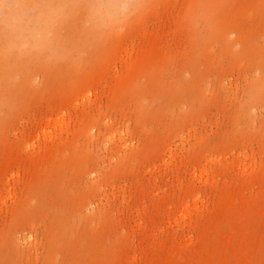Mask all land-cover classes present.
Instances as JSON below:
<instances>
[{"label": "rangeland", "instance_id": "374dc122", "mask_svg": "<svg viewBox=\"0 0 264 264\" xmlns=\"http://www.w3.org/2000/svg\"><path fill=\"white\" fill-rule=\"evenodd\" d=\"M17 6L0 264H264V0Z\"/></svg>", "mask_w": 264, "mask_h": 264}, {"label": "clouds", "instance_id": "9594fccd", "mask_svg": "<svg viewBox=\"0 0 264 264\" xmlns=\"http://www.w3.org/2000/svg\"><path fill=\"white\" fill-rule=\"evenodd\" d=\"M50 14L47 15L44 12H38L37 7H32L25 11L24 6H17L9 10L0 23L5 24L8 28L16 30L19 26L22 31L35 32L37 36L42 35L41 26L47 25L50 20ZM26 21V23H25ZM34 27H29L30 25Z\"/></svg>", "mask_w": 264, "mask_h": 264}]
</instances>
